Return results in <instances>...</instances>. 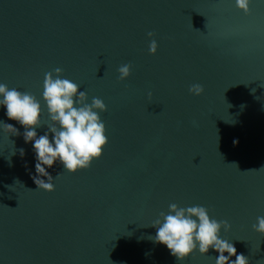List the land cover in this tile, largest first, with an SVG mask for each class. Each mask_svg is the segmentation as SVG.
<instances>
[{"label":"water","instance_id":"obj_1","mask_svg":"<svg viewBox=\"0 0 264 264\" xmlns=\"http://www.w3.org/2000/svg\"><path fill=\"white\" fill-rule=\"evenodd\" d=\"M57 67L89 103L104 100L109 143L86 169L54 164L55 190L37 188L32 144L0 107L19 130L0 125V264H214L212 249L178 262L148 238L171 203L227 220L222 237L264 264L253 228L264 216V0L247 11L237 0H0V82L43 103Z\"/></svg>","mask_w":264,"mask_h":264},{"label":"clouds","instance_id":"obj_2","mask_svg":"<svg viewBox=\"0 0 264 264\" xmlns=\"http://www.w3.org/2000/svg\"><path fill=\"white\" fill-rule=\"evenodd\" d=\"M249 2L237 0V6L247 11ZM148 36L153 37L154 33L149 32ZM158 47L157 40L151 39L148 51L154 55ZM131 69V64H121L117 69L118 79H127ZM62 72L63 69L57 67L54 72L45 73L41 93L43 103L31 92L10 88L8 84L0 82V107L5 109L8 119L24 127L23 139L25 143L31 142L35 155L36 175L32 179L37 188L48 191L55 190L54 180L61 175L53 177L49 173L48 169L54 164L60 163L64 170L72 173L86 169L93 160L103 155L109 143L107 127L100 115L107 110L106 103L99 97H93L89 103L87 92L81 90L75 81L64 78ZM203 91V86L198 83L189 87L193 95H201ZM148 95L151 97L152 93ZM45 108L47 122L44 120ZM44 124L47 125L46 131L38 135L37 129ZM0 125L10 135H19V130L13 124L0 120ZM19 153L23 157L25 150L20 148ZM15 183L20 181L16 180ZM168 208V212H161L159 218L149 225L156 232L148 238L165 245L178 262L184 261L195 251L206 255L212 249L218 253L214 264H249L248 257L238 253L234 243L222 237V229H231L227 220L213 218L203 205L181 207L171 203ZM253 228L264 234V216L257 217Z\"/></svg>","mask_w":264,"mask_h":264}]
</instances>
